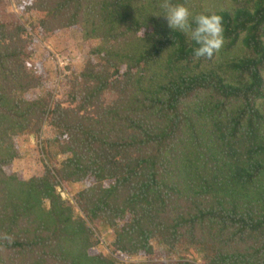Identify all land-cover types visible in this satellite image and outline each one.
I'll return each mask as SVG.
<instances>
[{
  "label": "trees",
  "instance_id": "1",
  "mask_svg": "<svg viewBox=\"0 0 264 264\" xmlns=\"http://www.w3.org/2000/svg\"><path fill=\"white\" fill-rule=\"evenodd\" d=\"M167 2L222 47L165 0H0V264H264V0ZM65 29L87 57L52 82L35 35Z\"/></svg>",
  "mask_w": 264,
  "mask_h": 264
},
{
  "label": "clouds",
  "instance_id": "2",
  "mask_svg": "<svg viewBox=\"0 0 264 264\" xmlns=\"http://www.w3.org/2000/svg\"><path fill=\"white\" fill-rule=\"evenodd\" d=\"M148 15L163 17L167 26L179 30L193 42V55L196 58L211 57L223 45L222 17L216 13H192L183 3H169L165 0L162 12H149ZM146 15V16H148ZM141 38L143 28L140 29Z\"/></svg>",
  "mask_w": 264,
  "mask_h": 264
},
{
  "label": "rangeland",
  "instance_id": "3",
  "mask_svg": "<svg viewBox=\"0 0 264 264\" xmlns=\"http://www.w3.org/2000/svg\"><path fill=\"white\" fill-rule=\"evenodd\" d=\"M11 3H12L11 10L15 13H18L15 3L14 2ZM35 20L36 18L33 19L34 22ZM33 21L31 23H34ZM27 26L30 28L29 24H27ZM33 33L37 34L36 31H34ZM35 37L37 39L36 56L44 58V65L45 68L48 69L49 71V78L52 82H56L58 79L57 70L59 68L58 66L59 63L61 69L66 70L65 69L66 66H68L71 62L87 57V48L85 47L78 33H75L72 30L65 29L60 31L57 35L53 37L48 36L45 39H41L37 35H35ZM47 51L49 52V55ZM62 78H59L60 80L57 82H60ZM43 133L46 136V134H48V130L44 128ZM22 141L25 143L23 147H27V144H35L36 139L24 137L22 138ZM31 152H32L31 148L28 150L25 149L24 156L25 157L31 156ZM25 163L26 162L24 161V159L20 161L21 165H24ZM26 170L27 172L24 176L27 177L29 176V172H31L29 171L28 165L26 167ZM73 189L75 191L77 188H73ZM62 194L64 197H69L71 192L67 193L66 191H63ZM102 231H101L102 232L101 235H103L102 240L104 241L106 239L105 241H107L109 238V234L105 233L106 232L105 230ZM104 245L105 244H101V246H99L98 249L99 250L104 249L106 251L108 248V244H106V246Z\"/></svg>",
  "mask_w": 264,
  "mask_h": 264
},
{
  "label": "built area",
  "instance_id": "4",
  "mask_svg": "<svg viewBox=\"0 0 264 264\" xmlns=\"http://www.w3.org/2000/svg\"><path fill=\"white\" fill-rule=\"evenodd\" d=\"M58 66H59V68H58V70L59 71H62V70H64V69H61V67H60V63L58 64ZM62 75H63V73H62ZM59 79V78H58ZM44 129V128H43ZM48 130V129H47ZM47 136H50L49 134H46Z\"/></svg>",
  "mask_w": 264,
  "mask_h": 264
}]
</instances>
